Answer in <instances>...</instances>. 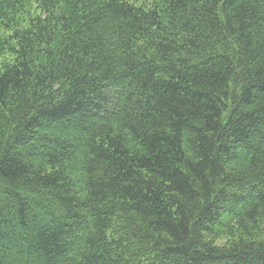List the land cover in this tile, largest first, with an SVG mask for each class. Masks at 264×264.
Wrapping results in <instances>:
<instances>
[{"label": "trees", "instance_id": "trees-1", "mask_svg": "<svg viewBox=\"0 0 264 264\" xmlns=\"http://www.w3.org/2000/svg\"><path fill=\"white\" fill-rule=\"evenodd\" d=\"M0 264H264V0H0Z\"/></svg>", "mask_w": 264, "mask_h": 264}]
</instances>
